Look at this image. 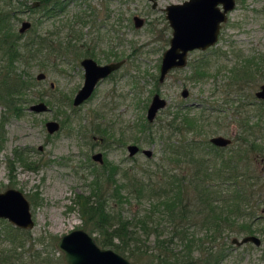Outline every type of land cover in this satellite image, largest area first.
Masks as SVG:
<instances>
[{
	"label": "rangeland",
	"instance_id": "obj_1",
	"mask_svg": "<svg viewBox=\"0 0 264 264\" xmlns=\"http://www.w3.org/2000/svg\"><path fill=\"white\" fill-rule=\"evenodd\" d=\"M183 1L157 0L152 8L148 0H64V10L52 18L41 17L40 10L29 9L21 0L12 3L15 12L11 24L15 32L27 20L35 33L51 35L53 46L57 47L60 41L68 49L65 56L51 54L44 68L37 63L28 64V68L15 64L16 71L28 69L37 81L31 90L35 100L28 106L43 101L48 111L35 113L27 109L23 116L17 117L0 101V191L15 188L23 192L34 220V227L28 230L31 238L36 239L35 248L42 252V257L48 254L53 264H64L62 254L55 247L60 235L83 228L95 239L99 236L83 225L75 203L77 194L90 193V183L101 170L102 165L92 160V154L102 153L104 161L118 165L121 171L155 170L161 157V142L152 140L146 131H138L136 124L139 119H146V110L155 93L166 100V105L150 122L154 129L177 106L186 107L189 115L195 117L205 110L211 115L203 127L209 130L208 139L214 135L231 138V143L225 146L227 149L235 148L234 141L241 131L234 115L241 116L240 120L247 116L255 122L263 114L264 99L256 98L255 92L264 83V0H235V8L222 24L217 43L204 51H192L184 68L169 72L163 82H158L161 57L171 36L164 8ZM34 2L38 5L37 0L28 1ZM134 15L144 20L139 28L133 24ZM85 20L88 22L84 23ZM30 28L22 34L20 43L33 34ZM212 48L225 52L227 58L215 57ZM89 49L95 52L100 64L116 59L105 57L112 52L125 63L96 88L88 102L73 108L66 104V97L72 99L83 82L79 64L83 56L76 60L74 54ZM236 54L251 57L259 64L250 80L243 83H234L228 71L236 61L240 63ZM203 57L209 60L207 70L211 75L191 79L192 64L199 63ZM217 71L220 72L215 75ZM39 72L45 73L44 79H36ZM183 89L188 91L186 97L181 95ZM240 104L243 105L236 110ZM51 119L60 123V129L50 135L44 124ZM98 125L109 128L110 134H106L104 141L99 140L101 133L94 130ZM128 144L149 149L152 154L147 157L137 152L129 157ZM15 151H21L34 168L17 162ZM9 162L13 166L11 178ZM115 177L119 179L120 173ZM34 197L37 202H33ZM123 206L124 215L129 217L140 207L132 198ZM234 228L224 230L214 244L225 249L220 264H264V218L255 220L252 226L254 235L261 239L259 246L252 242L232 243V238L245 236ZM202 233L198 230L197 235L200 237ZM38 239L41 241L37 242ZM149 240V246L154 249V236Z\"/></svg>",
	"mask_w": 264,
	"mask_h": 264
},
{
	"label": "trees",
	"instance_id": "obj_2",
	"mask_svg": "<svg viewBox=\"0 0 264 264\" xmlns=\"http://www.w3.org/2000/svg\"><path fill=\"white\" fill-rule=\"evenodd\" d=\"M14 1L19 0H0V101L11 115L19 117L35 100L31 90L37 81L28 69L16 71L15 64L28 68V64L37 63L44 68L51 54L65 56L68 49L60 41L57 47L53 46L51 35L41 36L32 26L29 30L33 34L20 44V35L11 24ZM28 1L21 3L31 10H40L45 18H52L65 8L64 0H37L38 5ZM211 51L217 58H227L220 49ZM79 53L74 54L76 60L90 55L86 50ZM105 57L120 56L112 53ZM235 58L240 63L223 68H229L234 83L250 80L259 64L242 54ZM208 67L206 57L192 64L191 79L210 76ZM70 101L66 97V104L70 105ZM210 116L205 110L196 117L190 116L186 107L177 106L156 129L147 119L138 120V131H146L152 140L161 142V157L155 170L121 171L118 165L104 161L90 183V193L77 194L75 198L83 225L99 234V246L118 252L132 264H220L225 249L214 244L224 230L236 226L238 233L254 234L255 220L264 218V110L255 122L247 116L240 120L241 116L234 115L241 131L232 149L209 142V130L203 127ZM108 129L100 125L94 128L103 141L110 134ZM15 159L34 168L21 151H15ZM8 169L11 178L10 162ZM118 172L119 179L115 177ZM35 197L33 202H37ZM131 198L140 207L129 217L124 215L123 205ZM198 230L204 231L203 237L197 235ZM151 236L154 249L149 246ZM35 243L29 230L0 219V264H53L48 254L41 256Z\"/></svg>",
	"mask_w": 264,
	"mask_h": 264
},
{
	"label": "water",
	"instance_id": "obj_3",
	"mask_svg": "<svg viewBox=\"0 0 264 264\" xmlns=\"http://www.w3.org/2000/svg\"><path fill=\"white\" fill-rule=\"evenodd\" d=\"M151 7L155 8L157 0H148ZM235 0H185L182 3H171L165 6V18L171 28L169 45L164 50L159 67L158 81H164L166 75L173 69H181L187 65V59L192 51H204L214 46L219 38L221 26L228 19V13L235 8ZM136 27H141L144 20L133 16ZM31 27L27 20L21 22L19 31L24 33ZM124 60L106 64H98L92 58H84L81 65L84 69L83 83L76 92L73 105H80L91 97L98 82L107 77L112 71L118 69ZM45 78V73L39 72L37 80ZM187 89H183L181 95L186 97ZM258 99H264V83L255 92ZM166 100L158 93L152 96L146 110V119L152 122L159 109L165 107ZM31 112L39 113L49 110L43 101L32 103L27 108ZM45 128L49 134L59 130L56 120H47ZM209 142L217 147H225L231 143V138L223 135H214ZM129 156H133L139 150L136 144H128L126 147ZM141 153L150 157L152 151L142 149ZM93 160L103 163L102 153L97 152L92 156ZM0 219L8 221L15 227L31 229L34 220L30 210V203L23 192L15 188H7L0 191ZM232 243L240 245L252 242L256 246L260 244V238L254 234L245 235L242 238H232ZM56 249L62 254L64 264H132L129 259L118 252L99 246L96 239L83 228H75L60 235L55 241Z\"/></svg>",
	"mask_w": 264,
	"mask_h": 264
},
{
	"label": "flooded vegetation",
	"instance_id": "obj_4",
	"mask_svg": "<svg viewBox=\"0 0 264 264\" xmlns=\"http://www.w3.org/2000/svg\"><path fill=\"white\" fill-rule=\"evenodd\" d=\"M135 16V15H134ZM143 19V18H142ZM132 20H133V17H132ZM133 24H134V20H133ZM134 26H135V24H134ZM20 27H21V23H20ZM20 27L18 28V34L20 35V39H21V32L19 31V29H20ZM136 27V26H135ZM222 27V26H221ZM136 28H139V27H136ZM21 44V43H20ZM86 52H88L87 54H90V55H84L81 59H80V61H79V64H80V66H81V68H82V70H83V76H84V69H83V66L81 65V60L82 59H84V58H92L94 61H96V59H95V52L94 51H90V49L89 50H86ZM112 53H116V52H112ZM112 53H109L108 55H111ZM105 56H106V54H105ZM120 60H124V59H114V60H111V61H109V62H106V63H111V62H118V61H120ZM97 62V61H96ZM98 63V62H97ZM106 63H104V64H106ZM125 63V60H124V62L122 63V65ZM98 64H100V63H98ZM121 65V66H122ZM121 66L118 68V69H120L121 68ZM118 69H116V70H114V71H112L107 77H105V78H103V79H101L99 82H98V84L96 85V87H95V89H94V91H93V93H92V95H91V97H89L87 100H85L84 102H82L80 105H77V106H75V105H73V99H74V96H75V94H76V92L78 91V89L81 87H79L78 89H77V91L74 93V95H73V97H72V99H71V106L73 107V108H79L80 106H82L83 104H85L86 102H88L92 97H93V95H94V93H95V90H96V88L103 82V81H105L106 79H108V78H110L112 75H113V73L115 72V71H117ZM182 69V68H181ZM173 70H175V69H173ZM173 70H171V71H173ZM170 71V72H171ZM159 82V81H158ZM83 83V82H82ZM160 83V82H159ZM50 87H54V84L53 83H51L50 84ZM58 122V121H57ZM59 123V122H58ZM59 125H60V123H59ZM59 129H60V127H59ZM57 132V131H56ZM55 132V133H56ZM49 134V133H48ZM51 135V134H50ZM93 137V139H96L94 136H92ZM99 140L100 141H103L101 138H99ZM138 146V145H137ZM126 147H127V145H126ZM139 147V146H138ZM40 150L42 149L41 147L39 148ZM142 151V149L139 147V150H138V152H141ZM97 153V152H96ZM95 154V153H94ZM94 154H92V156L94 155ZM92 156H91V158H92ZM129 157H131V156H129ZM102 158H103V155H102ZM92 160H93V158H92ZM103 162H104V159H103ZM100 164H102V163H100ZM260 244H261V239H260ZM259 244V245H260ZM258 245V246H259Z\"/></svg>",
	"mask_w": 264,
	"mask_h": 264
}]
</instances>
